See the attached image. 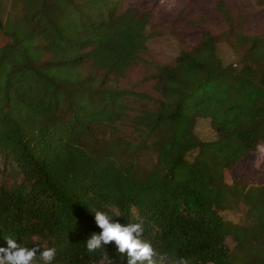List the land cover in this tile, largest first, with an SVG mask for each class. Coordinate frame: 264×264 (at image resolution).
Segmentation results:
<instances>
[{
	"label": "trees",
	"instance_id": "1",
	"mask_svg": "<svg viewBox=\"0 0 264 264\" xmlns=\"http://www.w3.org/2000/svg\"><path fill=\"white\" fill-rule=\"evenodd\" d=\"M128 2L0 0V245L127 264L115 242L87 250L100 210L142 223L156 264H264V181H225L264 148V34L221 3L227 29L146 67L152 93L136 92L121 83L152 20Z\"/></svg>",
	"mask_w": 264,
	"mask_h": 264
},
{
	"label": "rangeland",
	"instance_id": "2",
	"mask_svg": "<svg viewBox=\"0 0 264 264\" xmlns=\"http://www.w3.org/2000/svg\"><path fill=\"white\" fill-rule=\"evenodd\" d=\"M233 23L242 32L264 34V11L256 0H129L126 4L140 12L151 14V26L147 29L149 38L139 53L140 61L133 66L122 80V87L136 92L152 93V82L146 81L151 64H171L181 51H189L200 43L203 33L220 35L227 27L225 10ZM17 8L20 6L17 4ZM220 56L225 65L237 61L234 52L220 45ZM146 77V78H145ZM197 135L206 141L214 134L205 121L195 129ZM193 157L189 156L188 161ZM225 181H245L256 185L264 181V148L245 156L232 170L225 172ZM230 219L236 214L227 213Z\"/></svg>",
	"mask_w": 264,
	"mask_h": 264
},
{
	"label": "clouds",
	"instance_id": "3",
	"mask_svg": "<svg viewBox=\"0 0 264 264\" xmlns=\"http://www.w3.org/2000/svg\"><path fill=\"white\" fill-rule=\"evenodd\" d=\"M94 212L96 226L101 231L93 232L87 238L86 248L89 252L104 249L115 242V251L126 254L127 264H156L154 247L144 239L142 223L121 222L109 211ZM3 240L6 245H0V264H53L57 254L56 247L41 250L39 244L23 246L12 235ZM107 264H117V261L114 257H109Z\"/></svg>",
	"mask_w": 264,
	"mask_h": 264
}]
</instances>
